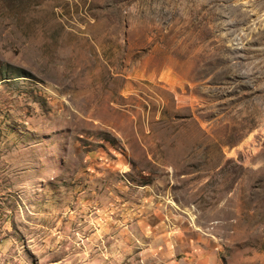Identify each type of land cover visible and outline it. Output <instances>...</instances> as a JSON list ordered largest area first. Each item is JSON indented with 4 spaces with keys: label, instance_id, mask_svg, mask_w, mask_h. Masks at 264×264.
<instances>
[{
    "label": "rangeland",
    "instance_id": "1",
    "mask_svg": "<svg viewBox=\"0 0 264 264\" xmlns=\"http://www.w3.org/2000/svg\"><path fill=\"white\" fill-rule=\"evenodd\" d=\"M0 264H264V0H0Z\"/></svg>",
    "mask_w": 264,
    "mask_h": 264
}]
</instances>
